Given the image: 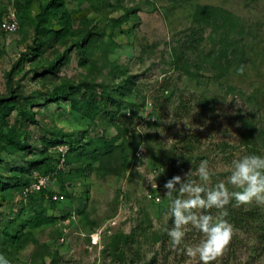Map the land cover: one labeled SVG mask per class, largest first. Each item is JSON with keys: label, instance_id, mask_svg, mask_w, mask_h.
I'll return each instance as SVG.
<instances>
[{"label": "rangeland", "instance_id": "obj_1", "mask_svg": "<svg viewBox=\"0 0 264 264\" xmlns=\"http://www.w3.org/2000/svg\"><path fill=\"white\" fill-rule=\"evenodd\" d=\"M16 2L0 0L19 24L0 32V254L10 264H200L171 247L163 186L201 160L215 184L232 159L264 155V0H60L69 22L57 35L48 31L61 19L37 26L48 0ZM213 8L232 23L205 15ZM130 76L115 120L86 114L91 90L117 91ZM62 85L73 87L67 99L53 95ZM82 133L113 150L60 167L62 139ZM229 206L260 218L248 232L233 227L212 264H264V204ZM6 229L22 232L19 248ZM200 238L189 231L186 242Z\"/></svg>", "mask_w": 264, "mask_h": 264}, {"label": "clouds", "instance_id": "obj_2", "mask_svg": "<svg viewBox=\"0 0 264 264\" xmlns=\"http://www.w3.org/2000/svg\"><path fill=\"white\" fill-rule=\"evenodd\" d=\"M226 169L229 174L224 179L210 184L214 171L208 160H201L195 173L189 171L183 178L173 176L163 186L169 198L165 215L171 219V226L165 231L171 247L190 260L198 259L200 264L216 261L232 239L233 225L227 219V206L233 202L235 206L264 204V155H242L232 159ZM163 171L161 168L159 174ZM212 209L216 215L211 213ZM189 231L201 234L198 242H186ZM152 255L148 252L149 259ZM0 264L10 261L0 254Z\"/></svg>", "mask_w": 264, "mask_h": 264}, {"label": "trees", "instance_id": "obj_3", "mask_svg": "<svg viewBox=\"0 0 264 264\" xmlns=\"http://www.w3.org/2000/svg\"><path fill=\"white\" fill-rule=\"evenodd\" d=\"M32 0H25V4L28 5ZM22 4V0H17L16 2V10L21 11L23 8L20 6ZM25 7V5H24ZM62 3L60 0H48L47 5L42 7L41 13L38 14L37 16V26L40 25H47L50 24L51 21L55 20L54 18L61 19L60 22L58 21V27L59 30L55 31H48V32H54L53 34L57 35L59 34L58 32L60 30L65 31L68 26L69 20L66 18L67 14L65 11L62 9ZM58 12H61L59 14ZM18 14V12H17ZM204 13H201L202 15ZM207 16H211L212 18H216L215 20H220L223 23L228 22L232 23L231 20H229L227 17H230L228 14L223 13V11L219 8H213L207 11L205 13ZM63 16V17H62ZM2 19V15H0V22ZM90 35H84L77 41V47H80L83 44L87 43V40ZM35 52H38L36 50ZM36 56V53H34ZM218 58H226L225 55H219L217 56ZM60 59L58 57L52 62L51 68L54 67L55 63L57 60ZM206 61L209 60L208 57L205 58ZM228 61V58H227ZM176 64H179L178 62ZM135 77H127L125 78L122 83L117 87L116 94L113 92V89L109 86H104V85H98L97 87L99 88V91L95 92L91 90L87 94V100L84 103V108L87 110V115H96V116H102V117H108L110 120H115L114 118L116 117V114L119 112L121 108H123L125 99L130 96V94L133 92L134 87H135ZM73 87L68 86V85H62L61 87H58L56 91L54 92V97L57 98H62V99H67L69 96L72 95ZM100 94V95H98ZM24 120H30L29 116L27 115H22ZM80 135V134H79ZM83 136V137H82ZM71 137V135H69ZM74 137V136H73ZM85 139V135L82 133L79 138L76 139H71V140H63V144H68V152L65 154V162H64V167L65 166H71L75 163H80L84 162L86 155L90 156L93 159H96L95 155L98 154L99 152L102 153H110L113 150V145L104 141L100 140L95 143H92L90 141H87L83 143L82 141ZM79 144V145H77ZM21 150L26 149L27 145H20L19 147ZM59 161V158H58ZM56 167H48V170L45 171L47 172L46 174L50 175V173L55 174L56 172ZM24 171V170H23ZM47 175V176H48ZM0 188H6L0 184ZM228 207V212L229 215L227 219L229 222L233 225V227L236 230H243V232H248L252 228V224H254L259 218V215H256L255 213L251 211H246L241 207ZM216 211L215 209H213ZM212 213V212H211ZM215 215V214H213ZM25 224H22L20 226V229H23ZM171 226V219H169L168 225L166 227ZM21 231L20 230H14L13 232H9L7 229L3 231V235L5 237V241L10 247L14 248H19L20 242H21ZM233 245H238L237 242H234ZM226 252H231V254L228 255L234 256V250L233 248H228ZM239 264H247V263H239Z\"/></svg>", "mask_w": 264, "mask_h": 264}, {"label": "built area", "instance_id": "obj_4", "mask_svg": "<svg viewBox=\"0 0 264 264\" xmlns=\"http://www.w3.org/2000/svg\"><path fill=\"white\" fill-rule=\"evenodd\" d=\"M18 28H19V24H18L17 17H16V11L15 9L14 10L9 9L7 13H5L1 19L0 32L3 34H7V35L14 34L15 32H17ZM66 152H67V147L63 145L58 147L59 166L62 168L64 167ZM137 156H139V154ZM43 182L44 181L41 180L39 184L42 185ZM37 188H39V185L37 186ZM55 199H57V197H55Z\"/></svg>", "mask_w": 264, "mask_h": 264}]
</instances>
